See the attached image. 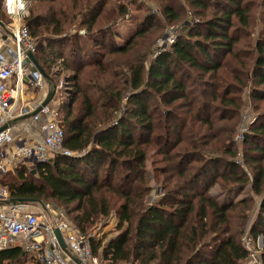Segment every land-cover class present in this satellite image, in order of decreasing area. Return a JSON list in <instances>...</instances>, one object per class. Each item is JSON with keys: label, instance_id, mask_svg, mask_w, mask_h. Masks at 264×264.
<instances>
[{"label": "trees", "instance_id": "obj_1", "mask_svg": "<svg viewBox=\"0 0 264 264\" xmlns=\"http://www.w3.org/2000/svg\"><path fill=\"white\" fill-rule=\"evenodd\" d=\"M125 1L136 3L39 0L53 6L24 18L48 78L56 85L60 59L71 72L58 118L74 155L21 166L0 184L13 200L56 203L84 235L114 214L116 234L91 240L110 264H246L245 234L263 238L264 264V0H185L187 11L149 0L166 23L146 12L119 44ZM171 24L174 43L155 48ZM246 106L255 115L238 145ZM30 260L19 246L0 251V264Z\"/></svg>", "mask_w": 264, "mask_h": 264}, {"label": "built area", "instance_id": "obj_2", "mask_svg": "<svg viewBox=\"0 0 264 264\" xmlns=\"http://www.w3.org/2000/svg\"><path fill=\"white\" fill-rule=\"evenodd\" d=\"M8 1L3 0V5L15 17L16 26L7 30V39L13 45L9 57L0 54V128L8 125L0 132V176L13 173L21 166L31 168L38 163L44 164L56 154L74 155L62 148L64 130L58 118L59 103L40 102L31 109L18 107L17 93L24 85L30 83L43 88L45 79L29 60L28 53L34 54L35 44L30 40L24 23L18 22L25 0H13L11 5L7 4ZM178 34V29H169L166 39L159 43L160 48L173 44ZM27 117L35 138L15 140L16 121ZM244 132L246 130L237 136L239 141L243 139ZM12 200L9 189L0 184V203H3L0 207V251L19 246L29 254V264H110L93 254L90 234H82L57 213L53 215L48 211L41 216L32 213L29 204L13 203ZM56 230L66 244L65 251L56 239ZM242 244L248 252L247 264H263L260 238L254 241L245 234Z\"/></svg>", "mask_w": 264, "mask_h": 264}, {"label": "rangeland", "instance_id": "obj_3", "mask_svg": "<svg viewBox=\"0 0 264 264\" xmlns=\"http://www.w3.org/2000/svg\"><path fill=\"white\" fill-rule=\"evenodd\" d=\"M132 1H134L136 3L128 4V2L125 1L126 4H128V6H129L130 14L126 17V20L124 22L120 23L115 28V33L118 36L117 40H118L119 44H124L126 41H128L131 38V36L134 35L135 29L137 27V19L141 18L146 12H148V14H153V15L160 17L163 20V22L166 23L165 19L161 15V10H160L158 3L151 2L149 0H132ZM179 1H180V3H177L178 8H185L186 11L190 9L189 5L186 3L185 0H179ZM64 2H65V6H71V4H72V0H64ZM141 4H143V7L141 10H139L137 8V6H140ZM24 5H25L24 10L20 13V16H18V22L19 23H24V18L29 16L30 10L36 11L37 6H39L40 8H46V7L53 6L52 3H48V2L39 4V0H25ZM56 5L57 4H54V7L58 8V6H56ZM0 16L2 17V19H3L2 21L4 22L8 31L11 30L14 26H16L15 17H13L12 15H10L7 12V10L5 9L3 4L2 5L0 4ZM186 25L189 26V23L187 22ZM178 27L179 26L176 24L165 25V30L163 31L162 38L156 41L155 48L160 47L159 43L162 40H164V37H166L168 35L169 29L176 28L179 30ZM74 28L75 27H72L71 29H69V32L73 33L76 30ZM80 35L82 38H85L84 37L85 36L84 30H82L80 32ZM7 37L8 36H6V38ZM30 40L33 41V43H34V40L32 38H30ZM58 63H59L58 66L54 68V72H57L60 70L61 75L56 77L57 91H56V96H55V100H56L55 102L61 104L63 102V100H66V103L68 102V104H69L70 103V97H69L70 96V89L66 86L65 77L70 76L71 72L62 71L63 67L60 65L62 63V59H60L58 61ZM247 99H246V101H247ZM254 115L255 114L253 112V109H251V106H246V108L242 114V122H241L242 124H241L240 128H238V130L235 134V137H234V140L236 141V143L238 145L241 144V141L243 139L241 141H239L237 139V136L243 130H247L251 120L254 118ZM153 167H154V165H152V162L150 159V162L148 163V170H149V172H148L149 177L148 178L150 180V185L152 187H154L155 189H157L158 184L152 178L153 177V171H152ZM213 192H214V194H216L218 192V188L216 187L215 189H213ZM237 195L238 194L233 195L230 199H233V200H235V198L239 199L241 196H243L245 194L242 193L238 196ZM32 208L34 210H36V212L39 213V215L41 214V216H43V214H46L49 211L50 214L55 215V213H57L62 218L68 219V217H67L66 213L64 212V210L62 209V207L60 208L56 203H54L52 201H47L45 204L44 203H40V204L36 203L35 205H32ZM117 224H118L117 218L114 214H112L108 219L97 223L94 226V228L89 232V234L92 236V239H94V240L103 239V240L107 241L110 237H113L116 234L117 231L115 229V226ZM259 238H260V241L262 243L263 238L262 237H259ZM101 252L102 251L100 250L99 256H97V257L102 259L103 262L108 263V261H106L102 258L103 256L101 255ZM4 264H6V263H4ZM121 264H123V263H121Z\"/></svg>", "mask_w": 264, "mask_h": 264}, {"label": "crops", "instance_id": "obj_4", "mask_svg": "<svg viewBox=\"0 0 264 264\" xmlns=\"http://www.w3.org/2000/svg\"><path fill=\"white\" fill-rule=\"evenodd\" d=\"M7 34H8L7 29L4 26H0V54L9 57V50L13 48V45L12 42H10L6 38ZM44 79H45V83L43 88L34 87L30 83L24 85V88L20 91V93L19 92L17 93V102L19 105L18 107L23 106V107H27L28 109L29 108L31 109L32 107L37 106L40 102L46 104V102L50 100L48 102V104H50L52 103V101H56L55 96H56L57 86L52 82L51 79H47L45 77ZM12 85L14 86V82L12 83ZM28 121H30L29 117L25 118V120L20 119L16 121L18 122V125L15 127V131H14L15 132L14 138H16L15 140L21 139L23 141H30L33 138H35V132L30 128V125L27 123ZM35 204L36 203L29 204V210L32 213L39 214L36 212V210L32 208V205ZM2 205L3 203H0V207Z\"/></svg>", "mask_w": 264, "mask_h": 264}, {"label": "water", "instance_id": "obj_5", "mask_svg": "<svg viewBox=\"0 0 264 264\" xmlns=\"http://www.w3.org/2000/svg\"><path fill=\"white\" fill-rule=\"evenodd\" d=\"M0 26H3L1 22H0ZM166 37H167V36H166ZM166 37H164V39H166ZM28 57H29V60L32 62L33 66H34V67H35V68H36V69H37V70H38V71H39V72H40L45 78L49 79L48 76L46 75V73L44 72V70L42 69V67L40 66V64L38 63V61L36 60L34 54H33V53H28ZM49 101H50V100H48V101L46 102V104H48ZM7 128H8V125L3 126L2 128H0V132L6 130ZM12 202H13V203H16V202H19V203H27V204H33V203H35V202L24 201V200H12ZM41 205H42V204H41ZM55 236H56V239H57V241H58L60 247L65 251V250H66V244H65L64 240L62 239L61 234H60V232H59L58 230L55 231ZM262 244H263V242H262ZM74 261H75L76 263H78V261H77L76 259H74Z\"/></svg>", "mask_w": 264, "mask_h": 264}, {"label": "bare ground", "instance_id": "obj_6", "mask_svg": "<svg viewBox=\"0 0 264 264\" xmlns=\"http://www.w3.org/2000/svg\"><path fill=\"white\" fill-rule=\"evenodd\" d=\"M12 2H13V0H10V1H8V3H7V4L11 5V4H12Z\"/></svg>", "mask_w": 264, "mask_h": 264}]
</instances>
